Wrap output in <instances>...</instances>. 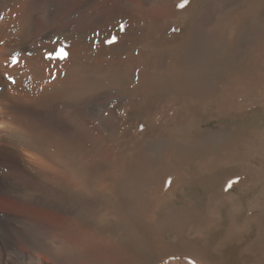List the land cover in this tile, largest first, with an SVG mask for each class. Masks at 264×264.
Masks as SVG:
<instances>
[{
    "label": "rangeland",
    "instance_id": "374dc122",
    "mask_svg": "<svg viewBox=\"0 0 264 264\" xmlns=\"http://www.w3.org/2000/svg\"><path fill=\"white\" fill-rule=\"evenodd\" d=\"M61 1L75 7L69 14L81 27L115 25L102 42L105 53L118 35L142 26L122 53L104 55L107 62L93 72L90 90L99 84L108 93L104 109L72 112L69 129L51 122L54 137L72 151L74 186L66 189L74 194L76 224L117 240L139 264L196 259L194 253L223 264L229 244L232 258L264 264V143L255 133L246 145L241 137L264 129V96L255 89L262 79L264 91V0H187L184 7L183 0ZM99 45L91 46L90 65L98 63ZM250 79L251 89L242 86ZM229 195L239 205L231 217L229 204L217 200ZM218 202L220 218L215 209L208 213ZM220 221L225 226L217 230ZM77 227L72 240L60 238L55 254L92 264L78 242L88 233Z\"/></svg>",
    "mask_w": 264,
    "mask_h": 264
},
{
    "label": "bare ground",
    "instance_id": "6f19581e",
    "mask_svg": "<svg viewBox=\"0 0 264 264\" xmlns=\"http://www.w3.org/2000/svg\"><path fill=\"white\" fill-rule=\"evenodd\" d=\"M144 1L147 3L149 0ZM48 4H50L49 7H47ZM151 4L153 5V0L149 5ZM139 6L146 13L148 7L145 8L141 4ZM67 7L61 0L41 2L0 0V264H71L69 256H57L54 248L60 238L72 240L76 226L82 234L88 233L85 234L88 235L87 237L80 236L78 242L87 248L82 255L92 264H139L133 252L121 246L117 240L76 224L73 209L74 194L66 189L71 185L74 186L71 170L72 151L69 142L60 141L63 137L62 139L57 138L58 136L54 137L57 129L52 126V123L60 121L65 129H69L70 123H73L72 112L78 111L84 116L99 109L102 110L107 100L103 94L108 95V93L96 83L97 75L94 76L92 85L94 83L98 85H94V89L90 90L93 72L102 69L103 64L107 62L105 56L109 55V52L116 55L122 53L126 45L135 38L134 34L141 31L142 26L135 28L136 25L133 29H127L126 34L121 31V34H124L117 36L118 43L114 42L116 44L105 53L107 48H103L102 42L112 34L111 28L115 25H110L108 29H106L107 23L102 24L100 29L81 27L69 14L74 6L70 7V10ZM144 11L143 14H145ZM112 35H110L111 38ZM92 45H99L102 50L97 54L98 63L90 65ZM61 50L65 53L63 58L60 56ZM13 56L16 57L15 64H12ZM253 80L246 81L242 86L249 87L250 84L253 86L255 83ZM262 81V79L256 81L255 89L258 90L260 86L261 91L259 90L258 93L260 92L263 97ZM241 84L242 82L237 85ZM236 88L234 90L240 91L239 87ZM229 90L232 89L229 88ZM236 91L234 94L237 93ZM244 135L242 133L241 137L245 145L246 136L262 140L261 142L264 143V129H257V132L253 130L250 135L247 133ZM63 148L64 152H62ZM207 149L209 150V147ZM227 160L234 161L233 157ZM239 162L242 168L246 166L244 159H240ZM247 170L250 169L247 168ZM181 176L175 177L176 182ZM219 194L217 197L221 195ZM168 197H166L168 200L172 198ZM223 197L217 200L229 204L231 217L239 207L235 203L238 197L235 195ZM214 205V207H208V213H212L215 209L214 215L220 218L222 214L220 208L218 209L220 203L218 205L214 203ZM154 212L153 210L149 214L152 215ZM227 221L230 224H227L225 228L230 229L233 218H227ZM221 223V221L215 223L220 224L216 227L217 230L224 228L225 225ZM223 252L220 255L224 258L223 264H227L228 258L231 259L230 264H244V257L232 258L235 254L231 244L225 247ZM193 256L196 259L179 257L173 261L162 260L161 264H209L204 257L196 253ZM80 264H86V262L81 260Z\"/></svg>",
    "mask_w": 264,
    "mask_h": 264
},
{
    "label": "snow or ice",
    "instance_id": "6c2138e0",
    "mask_svg": "<svg viewBox=\"0 0 264 264\" xmlns=\"http://www.w3.org/2000/svg\"><path fill=\"white\" fill-rule=\"evenodd\" d=\"M187 3V0H183V3H181L179 6L180 7H184V5ZM65 55V53H63V50H61V52H60V56H61V58H63V56ZM17 61H16V57L15 56H13L12 57V64H15Z\"/></svg>",
    "mask_w": 264,
    "mask_h": 264
}]
</instances>
